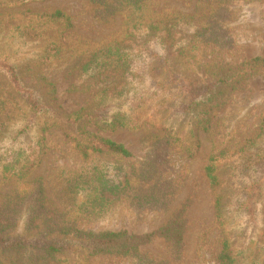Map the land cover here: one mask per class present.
Masks as SVG:
<instances>
[{
	"label": "rangeland",
	"instance_id": "rangeland-1",
	"mask_svg": "<svg viewBox=\"0 0 264 264\" xmlns=\"http://www.w3.org/2000/svg\"><path fill=\"white\" fill-rule=\"evenodd\" d=\"M105 1L108 4L118 2ZM97 2L100 1L43 0L29 2L16 9L0 10L1 100L10 98L9 93L14 95L11 86L17 81L13 78L11 85L9 82L12 72H16L21 89L26 95H34V99L43 97L44 90L39 87V79L44 76L55 84L56 102L64 111L72 113L83 107L92 109L94 94L102 85L112 86L114 79L98 81L86 74L81 75L79 69L88 56L97 49L116 43L130 49L136 56L128 75L132 93L128 99L113 101L107 115L111 116L118 110L133 114L139 128L100 134L124 145L131 157L98 156L94 162L105 165L104 173L109 186L121 184V192L108 204L103 214L82 218L77 226L83 231L96 233L127 231L138 236L153 233L155 235L150 244L140 250L147 258L157 262L218 264L219 239L224 229L218 225L214 201L216 195H228V191L223 183L213 187L205 170L212 156L218 154L216 151L226 147L227 154L215 162L219 174L228 175L227 165L240 168L232 173L234 194L227 209L226 228L233 238V249L240 251L252 241L260 240L264 256V69L225 98L212 117L211 125L215 127L211 132L197 128L192 113L180 118V113L167 115L159 111L168 104L178 107L182 98H169L165 106H159L175 88L157 86L165 62L176 73L187 77L189 84L205 86L206 77L217 72L208 66L211 58H216L218 65L232 67L256 57L264 58V0H147L150 13L144 15L145 19L164 15L170 19L173 14L179 13L194 15L201 7L206 17L203 28L207 29V39L212 40L202 47V63L199 66L195 60L187 61L176 53V49L178 51L189 42L197 28L194 25L174 29L171 38V41H176L174 50L170 49L171 45L156 38L147 39L142 28L127 35L125 15L116 12L107 17L102 14L100 6L105 2ZM56 10L70 15L74 27L59 42L60 57L50 61L42 57L45 49L59 40L54 33L50 32L44 38L38 35L40 30L37 29L31 37H24L15 28L31 23L36 14ZM213 11V15L210 14ZM213 38H216V44ZM113 74L114 77L118 75ZM15 97L20 100V97ZM132 98L144 99L147 109L132 110ZM121 102L122 108L119 106ZM7 107L0 109V121L5 119L8 122L0 140V173L4 162L10 161L15 153L21 151L28 156L40 147L38 129L41 125L26 128L27 125L18 117L22 113L21 106L11 103ZM147 110L149 113H146ZM167 117L170 118L164 120ZM167 130L172 132V136L176 132L175 137L180 143L174 146L152 144V133L164 136ZM46 136L49 151L33 177L43 180L46 196L60 213H64L65 187L54 173L59 168H76L82 162L77 158L74 146L65 140L60 131L54 130ZM257 153L260 158L254 157ZM16 188L17 183L11 179L0 184V193L9 194ZM246 195L248 204L242 206ZM170 226L182 233V243L178 247H172V241L160 236ZM22 228L19 221L16 231ZM261 260L264 264V259ZM236 264H247L243 253L237 254Z\"/></svg>",
	"mask_w": 264,
	"mask_h": 264
},
{
	"label": "trees",
	"instance_id": "trees-1",
	"mask_svg": "<svg viewBox=\"0 0 264 264\" xmlns=\"http://www.w3.org/2000/svg\"><path fill=\"white\" fill-rule=\"evenodd\" d=\"M32 1L43 0H0V10L3 8H20ZM101 2V0H98ZM102 14L113 16L114 13H122L126 17L127 35L142 28L146 32V38H156L159 42L171 45L174 49L176 41H171L174 29L178 27H197L189 42L176 49V53L182 58L195 60L196 65L202 63L200 52L207 41L212 38L206 37L205 16L201 7L197 8L194 15L173 14L169 19L167 15L147 18L144 15L150 13L147 0H118L112 4L102 0ZM204 6H202L203 9ZM104 12V13H103ZM101 13V12H100ZM214 11L210 14L213 15ZM1 15V13H0ZM138 15H140L138 17ZM215 15L213 16V18ZM104 20H107L104 18ZM0 23H2L0 19ZM73 20L67 13L56 10L35 15V20L22 27H16L19 34L31 37V33L40 30L41 37H48L52 32L57 39L45 49L43 58L52 61L60 57V40L64 34L72 31ZM133 30V31H132ZM132 36V35H131ZM216 44V38H213ZM175 50V49H174ZM215 52L213 51V54ZM136 56L130 49L122 45L110 44L107 47L97 49L88 56V59L80 67L81 75H88L98 81L114 79L112 86L102 85L93 96V107L81 108L78 111L67 113L56 102V86L44 76L40 77L39 87L43 88L42 99H34V95H26L19 85L18 73L12 72L9 84L13 78L17 81L13 89L14 95L10 98L0 99V109H7L11 103L21 106L22 123L26 128L40 124L38 129L40 146L37 151L25 156L20 151L15 153L10 161H5L0 173V184L15 180L17 188L9 194L0 193V264H167L147 258L141 253L140 248L150 244L155 234L143 236L133 235L127 231L92 232L79 229L77 223L82 218H93L101 215L108 204L119 196L121 184L109 186V181L104 173L103 163H94L98 156L128 158L131 153L124 145L118 144L100 134L119 129H138V121L129 114L118 110L111 116L107 115L113 101L128 99L129 71ZM208 66L217 70L215 75L206 77L205 86H193L188 83V78L175 72L168 62L162 67L163 73L160 83L167 89L175 88V91L164 98L159 106H165L169 98H182L177 105H166L161 112L180 113V118L189 113L194 114L197 128L211 132L212 117L222 106L225 98L236 90L242 88L249 78L261 73L264 69V58L256 57L244 61L234 67L218 65L216 58H211ZM117 74V77L111 75ZM10 84V85H11ZM195 93L199 95L195 96ZM15 96L20 97V100ZM17 97V98H18ZM139 100L142 103H139ZM123 103L119 106L122 108ZM23 106V107H22ZM118 107V106H117ZM148 105L144 99L132 98L133 110H145ZM177 109V110H176ZM146 113H149L147 110ZM9 114V110L7 111ZM166 115V116H167ZM8 117V116H7ZM38 118V119H37ZM170 117L165 118L167 120ZM7 119V118H6ZM38 120L35 123V120ZM173 120V119H172ZM8 128L5 119L0 121V140ZM60 131L65 140L72 144L81 165L72 169L59 168L54 174L56 179L62 181L65 187L66 212L60 213L53 202L46 196L43 180L34 178L33 174L40 168L49 148L47 133ZM165 131V135L152 133V144H165L174 146L180 143L176 139V132ZM179 134V133H177ZM183 147V146H182ZM213 155L210 164L206 168V176L213 187H219L222 183L226 186L228 195L218 194L215 196L214 208L218 225L224 229L220 237L218 264H236L237 254H244L247 264H262L261 241H252L240 251L233 249V238L230 236L228 226V206L232 203V173L239 167L227 165V176L219 174L215 162L227 154V148L221 147ZM260 152V151H259ZM254 157L260 158L259 153ZM118 161V160H117ZM242 173V172H241ZM246 195L242 206L248 204ZM21 221L22 230L16 231L17 223ZM226 228V229H225ZM168 241H172V247H178L182 243V233L174 227L166 228L160 234ZM259 243V244H258ZM254 250L255 252H252ZM236 253V254H235Z\"/></svg>",
	"mask_w": 264,
	"mask_h": 264
}]
</instances>
